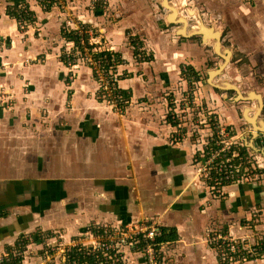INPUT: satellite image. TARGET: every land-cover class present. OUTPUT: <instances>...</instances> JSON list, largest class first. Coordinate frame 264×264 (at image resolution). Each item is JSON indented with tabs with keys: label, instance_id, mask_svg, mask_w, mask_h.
<instances>
[{
	"label": "crops",
	"instance_id": "1",
	"mask_svg": "<svg viewBox=\"0 0 264 264\" xmlns=\"http://www.w3.org/2000/svg\"><path fill=\"white\" fill-rule=\"evenodd\" d=\"M6 2H26L36 22L19 34L6 17L7 26L0 28L9 43L4 60L12 65L0 73V89L6 87L11 102L7 110L0 108V250L38 228L61 230L67 241L91 228L161 218V264H224L205 244L210 234L264 237V173L218 191L196 177L212 119L231 128L247 153L264 159V134L255 135L244 123L258 103H236V92L208 83L207 71L220 61L214 41L206 46L200 37L185 39L168 29L153 0H108L105 8L80 0L68 6L117 54L112 57L121 74L118 86L129 97L118 118L100 99L92 70L60 57L63 49L78 47L66 14L54 6L42 12L36 0ZM187 5L206 26L222 31L221 49L233 51L213 82L222 77L241 95H259L264 130V0H187ZM183 65L204 84L197 92L207 99L199 126H173L169 119L187 94ZM256 214L259 224L252 230ZM109 254H103L106 264H146L131 248ZM25 261L38 264L34 256Z\"/></svg>",
	"mask_w": 264,
	"mask_h": 264
},
{
	"label": "built area",
	"instance_id": "2",
	"mask_svg": "<svg viewBox=\"0 0 264 264\" xmlns=\"http://www.w3.org/2000/svg\"><path fill=\"white\" fill-rule=\"evenodd\" d=\"M98 4L105 8L107 0H91V6L95 7ZM27 6L22 2L18 5H10L8 8L10 9L8 15L15 21L21 33L25 32L27 25L33 19V14ZM61 8L66 14L70 32L75 35L78 41V47L68 51L63 49L60 57L67 59L69 66L80 65L90 68L99 84L97 93L100 99L114 116L121 118L125 112L121 90L118 86L121 74L113 67L104 68L101 64L102 61L95 58L101 52H110L112 47L102 36L86 27L73 12L63 6ZM22 63L27 65L29 60H24ZM190 80L196 82V76L193 75ZM191 92L193 93V89ZM1 100L8 107L11 106L6 90L0 92V104H2ZM8 107L5 108L8 109ZM199 109L202 110L201 107ZM179 110L183 113L185 108H179ZM193 112L194 110H190V113L193 114L190 120L200 123L198 111L196 115ZM169 119L173 126H180L178 114L172 112ZM209 127L211 134L202 139V148L198 152L196 177L201 179L210 190L218 191L235 182L240 176V171L241 175H244L246 169L242 168L240 161L236 162L238 155H235L233 148L240 146V142L235 132L215 119L209 121ZM161 223V218L151 223L137 221L119 229L105 228L104 232L100 234L93 233L91 229H88L84 234L66 242L61 240L58 231L53 230L45 232L37 229L32 233H26L24 238L31 235L30 242L35 241L42 246L44 261L41 264H54L56 258L59 259V264H64L67 258L76 253L90 257L93 256L92 251L96 248H102L104 254L113 252L117 256V251L122 247L131 248L141 254L146 264H161L158 259L159 253L162 246L165 245L160 240L162 237ZM254 233L238 237L225 231H217L205 239V244L219 252L224 264L256 263L264 259V237L256 236ZM23 240L18 241L16 247L13 245L10 249L0 250V264H24V260L30 257L31 253L26 250L30 242ZM249 240H254L255 243L249 244ZM51 241L56 244L50 245ZM76 262V259L72 260V264ZM95 264L106 263L97 259Z\"/></svg>",
	"mask_w": 264,
	"mask_h": 264
},
{
	"label": "rangeland",
	"instance_id": "3",
	"mask_svg": "<svg viewBox=\"0 0 264 264\" xmlns=\"http://www.w3.org/2000/svg\"><path fill=\"white\" fill-rule=\"evenodd\" d=\"M7 0H0V28H1V30H3V28L2 27H6L7 25H6V23H5V20L4 19H6V17L7 18H9V19H12L11 17H10V15H8V13H9V10L10 9H8L9 8V6H10V4H11V2L10 3H7L6 2ZM11 1V0H10ZM75 0H60V1H58L57 2V4H56V6H54V7H56V8H54V9H56V11H58V13L59 12H63V13H65L63 10H62V6L65 8V9H67V7L68 6H73V2H74ZM78 1H80V0H76L75 2H74V5H76L77 4V2ZM170 1V3L177 9V11L179 12V14L182 16V17H186L187 18V21H188V28H193L196 24H197V18L195 17V16H193V15H187L186 14V11H185V7H187L189 10H192L193 8L192 7H189L188 5H187V0L185 1L186 3L185 4H183L182 3V0H169ZM13 2V1H12ZM107 2H108V0H107ZM108 4H109V2H108ZM107 4V5H108ZM156 4H157V6H158V8L156 9V13H157V15L161 18V20H163V18H164V16H165V14L167 13V10H165V8H162V7H160L159 6V4L156 2ZM28 6V8H30L29 7V4H27ZM38 5V4H37ZM38 7H39V5H38ZM58 9V10H57ZM68 10V9H67ZM55 11V12H56ZM43 12V11H42ZM31 14H33V16H34V13H33V11H31ZM31 21H34V22H36V20L35 19H31ZM125 22V21H124ZM13 23V26H14V28L17 30V32L19 33V34H22L21 33V31L19 30V28H18V26H17V24L15 23V22H12ZM114 24V23H113ZM181 27V24L179 23V22H176L175 24H172L171 26H169L168 27V29H170L171 30V28H175V29H178V28H180ZM0 30V58L2 59L3 57H4V55H5V53L8 51L7 49H8V46H9V43H8V41H6L5 40V38L4 37H2L1 36V33H2V31ZM31 34V33H30ZM32 35V34H31ZM5 57L2 59L3 61L2 62H5L4 64H1L0 63V73H3V72H5L7 69H11L12 68V65L10 64H8L5 60ZM30 61V60H29ZM73 66V65H72ZM182 69H183V71L184 72H187V76L190 78V79H192V77H193V73H190L189 72V70H188V67L186 66V65H183L182 66ZM197 74H199V72H197ZM185 76H186V74H185ZM200 78H203L202 76H200ZM224 80L222 79V77H219V78H217L216 80H215V82L216 83H220V82H223ZM203 82L201 81V79H200V81H199V76H198V81H196V82H191V84H189V85H187L188 87H187V91H186V96L184 97V100H181L180 102H179V108H185V111L183 112V113H181L180 112V110H179V108L177 109V110H175V111H173L175 114H178L179 115V119H178V123H180L181 124V126L183 125V124H188V123H194L193 125L195 126L196 124H197V121H191L190 119L192 118V116H193V114L192 113H190V110H194V115H196V113H197V111H198V115L199 116H202L203 114H201V111L203 110L204 111V106L202 105V100H205L206 99V97H203V98H200L198 95H197V92H198V90H199V88L202 86H204V84H202ZM201 85V86H200ZM191 89H193V93H195V94H193L192 92H191ZM8 91L7 89H6V87H3V88H1L0 89V92L2 93L3 91ZM203 94V93H202ZM202 97V96H201ZM207 100V99H206ZM1 102H2V100H1ZM201 102V103H200ZM2 104L5 106V107H8L7 106V104H5V103H3L2 102ZM2 104H0V108H2V109H4V110H7V108H5ZM180 104H182V107H180ZM201 107V111H200V108ZM9 108V107H8ZM208 115H209V113H208ZM186 120V121H185ZM199 126V125H198ZM239 142H240V140H239ZM241 143V142H240ZM247 149V148H246ZM248 150V149H247ZM235 155L237 156L238 155V152L235 150ZM247 154H250V156H252V163H251V161H250V164H251V168H250V170H245V173H244V175H241V171H240V176L238 177V179L237 180H235V182L236 181H238V180H245L246 179V181H254V180H256V179H260V176H257L256 177V179H254V176L253 175H250L249 174V172H252V173H256V172H258V170H263V169H261V168H264V159L263 158H261L260 157V155H258L257 154V156H255L256 154H251V153H247ZM257 158V159H256ZM260 168H259V167ZM240 170V169H239ZM258 174V173H257ZM220 189V188H219ZM29 207V206H28ZM255 219L254 220H257V223L259 224V219H260V216L258 215V214H256V216L254 217ZM254 223V222H253ZM252 230H254L255 229V227H253L252 226V228H251ZM35 231H37V229H35ZM28 233H32V231H28ZM27 233V234H28ZM210 236V235H209ZM30 238H31V235H29V236H27L26 238H24V240L23 241H29L30 242ZM61 240L62 241H65V239H64V237L61 235ZM33 241H34V239H33ZM66 242V241H65ZM56 243L54 242V241H51V243H50V245H55ZM41 245H38L35 241L34 242H30V244L28 245V247H27V252L28 253H31V254H29V256L31 257V256H34V257H36L37 259H38V264H41L43 261H44V259H43V256H42V254H43V251H41ZM49 254H51V253H49ZM28 259V258H27ZM54 264H59V259H55L54 260ZM46 264H51V263H46Z\"/></svg>",
	"mask_w": 264,
	"mask_h": 264
},
{
	"label": "water",
	"instance_id": "4",
	"mask_svg": "<svg viewBox=\"0 0 264 264\" xmlns=\"http://www.w3.org/2000/svg\"><path fill=\"white\" fill-rule=\"evenodd\" d=\"M153 1L157 2L160 7L165 8V10H167L165 17L163 18L167 26H171L176 22H179L181 24L180 28L173 30L176 31L178 35H181L185 39L200 37L201 42L206 46L209 44L210 41H214L213 49L216 56L220 59V61L218 62L216 68L207 71L208 83L210 84L211 87L218 90L236 92L237 93L235 98L236 103H249L251 99H255V101L258 103V106L256 110L253 112L254 116L252 118L246 117V122L244 121V123L246 126L251 127L250 128L251 132H253L255 135L260 136L261 134H264V130H262L259 127V125L262 124L263 122L260 120L259 117L262 114V109H263V105H261V100L259 95H253L252 92H249L247 94L244 92L241 95L238 92L239 90L237 89V87L231 83L225 81L220 83L213 82L215 76L217 77L223 75L225 67L229 62H231V58L233 56V51L230 48L221 49V41H222L221 39L223 36L222 31L220 29L215 28L212 25L206 26L204 24V20L200 17V15L198 13H193L195 9H193L192 11L189 10L187 7H185V11L187 15H193L197 18V24L194 26L195 29L193 28L190 29L187 27L188 26L187 18L182 17L177 11V9L170 3L169 0H153ZM182 3L185 4L186 3L185 0H182ZM186 29L187 30L190 29V30L188 32H185ZM257 117L259 118V120H256Z\"/></svg>",
	"mask_w": 264,
	"mask_h": 264
},
{
	"label": "trees",
	"instance_id": "5",
	"mask_svg": "<svg viewBox=\"0 0 264 264\" xmlns=\"http://www.w3.org/2000/svg\"><path fill=\"white\" fill-rule=\"evenodd\" d=\"M36 2H37V4L39 5L40 9L43 12H50L51 9H52V7L56 3V0H36ZM24 3H26V2H24ZM97 6L99 7L100 5L98 4ZM97 6H96V8H98ZM139 44H141V43H139ZM113 55L117 56L116 53H111V52L104 51V52H101L99 55H97L95 58L98 59V60H100V62L102 61L101 64L103 65V67L108 69V68L114 67L116 61L118 62V60H116V59H114L112 57ZM184 73L186 74V76L184 75L185 79L187 80V82L189 84H191V80L187 76V72H184ZM190 73H193V75L196 76V81H198V76L196 75V73H194L192 71ZM121 96H122V101H123L122 103H123V105L124 106H125V104L127 105L128 100H129L128 95L126 93H124V92H121ZM233 150L234 151L236 150L238 152V158L236 159V162L239 163V161H240L242 163V168L243 169L248 168V170H250V168H251L250 157L248 156V154L246 152V149L244 147H242V146H237V147L233 148ZM251 173L252 172H250L249 174L254 176L255 173H252V174ZM256 173H258L259 175H261L262 173H264V170H258V172H256ZM257 225H258L257 220H255L254 223L252 222V226L253 227H256ZM122 227H120V228H122ZM40 230H43L45 232L50 231V230H44V229H41V228H40ZM53 231H58L59 234L62 235L61 230H53ZM91 231L93 233L100 234V233H103L104 232V229L91 228ZM80 235H82V234H80ZM80 235H78V236H80ZM25 236H26L25 233H23L22 235H19L18 236L19 238L17 237L18 238L17 242L20 241V240H23V238ZM74 238L75 237H72L70 239L72 240ZM166 238L167 237L163 235V239H166ZM17 242L14 244V246L17 244ZM92 254H93V256H90V257L88 256L87 257L86 255L84 256V254H82V253H79V254L76 253V254L70 256L69 258H67V261L64 264H72V260L73 259H76V261H77L75 264H84V263L85 264H95L97 259H99L100 261H102L103 263H105L104 262V256H103L104 251L102 250V248H100V249L99 248L94 249L92 251ZM111 254H112V252H110L109 255H111ZM24 262H26V261L24 260Z\"/></svg>",
	"mask_w": 264,
	"mask_h": 264
},
{
	"label": "flooded vegetation",
	"instance_id": "6",
	"mask_svg": "<svg viewBox=\"0 0 264 264\" xmlns=\"http://www.w3.org/2000/svg\"><path fill=\"white\" fill-rule=\"evenodd\" d=\"M257 159V158H256ZM251 163H252V156H251V159H250ZM259 167V166H258ZM260 168V167H259Z\"/></svg>",
	"mask_w": 264,
	"mask_h": 264
},
{
	"label": "bare ground",
	"instance_id": "7",
	"mask_svg": "<svg viewBox=\"0 0 264 264\" xmlns=\"http://www.w3.org/2000/svg\"><path fill=\"white\" fill-rule=\"evenodd\" d=\"M175 13H176V11H175ZM175 18H176V15H175Z\"/></svg>",
	"mask_w": 264,
	"mask_h": 264
}]
</instances>
